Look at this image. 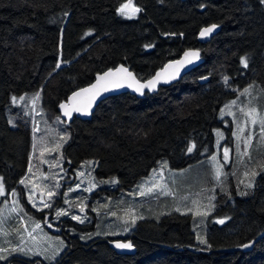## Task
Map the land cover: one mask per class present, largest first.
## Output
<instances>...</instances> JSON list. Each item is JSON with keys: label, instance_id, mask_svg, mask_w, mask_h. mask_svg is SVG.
Here are the masks:
<instances>
[{"label": "trees", "instance_id": "16d2710c", "mask_svg": "<svg viewBox=\"0 0 264 264\" xmlns=\"http://www.w3.org/2000/svg\"><path fill=\"white\" fill-rule=\"evenodd\" d=\"M128 2L0 0V175L5 197L21 193L31 153L30 120L16 119L15 128L8 125L11 96L39 93L42 110L58 114V106L97 74L122 65L146 81L184 51L198 49L202 63L173 84L141 98L128 93L108 97L89 120L73 118L67 127L65 170L94 160L98 177H114L118 190L130 191L161 162L181 170L209 157L213 131L223 127L218 118L222 105L251 83L264 88L261 0H131L140 8L131 18L119 11ZM210 25L217 32L199 44V31ZM214 206V214L227 219L209 226L207 246L195 243L189 215L166 213L137 221L128 236L117 238L131 242L132 255L110 248L109 241L117 239L82 242L79 237L91 232L93 223L60 218L48 230L67 245L55 264H264V237L249 251H230L264 231V168L246 193L230 185L217 189ZM43 212L34 213L43 219ZM37 261L44 264L20 257L0 264Z\"/></svg>", "mask_w": 264, "mask_h": 264}, {"label": "rangeland", "instance_id": "374dc122", "mask_svg": "<svg viewBox=\"0 0 264 264\" xmlns=\"http://www.w3.org/2000/svg\"><path fill=\"white\" fill-rule=\"evenodd\" d=\"M125 15L127 18H129V15L131 17L135 16L134 13L129 12ZM249 85H255L261 88L254 83ZM243 89H241L234 98L227 100L219 111L218 118L222 120L223 127L215 128L213 131L214 152L205 160L194 166L181 170H172L167 167V169L164 170L165 179H168L171 174L169 185L175 192L174 196L157 195L155 193L149 196L135 195L138 191L137 186L147 181L149 177L153 175V171L147 177L141 179L130 191L118 190L117 179L114 177H98L95 173L96 162L94 160H85L80 163L78 167L74 168L72 172H67L64 168L63 149L70 140V131L64 125L63 120H61L58 114H48L42 110L40 98L33 104L32 98L35 96L33 94L25 93L19 96H11L9 106L6 109V118L9 127H16V119H22L23 121L30 120L31 153L26 173L23 176V178L26 176L28 177L26 181L28 187L26 188L25 185L20 184L21 193L16 192L17 195L14 198L11 194L8 195V197H5V195L0 196V216L7 218L6 227L16 224L21 217L27 221L30 216L41 224L43 232L36 230V232L33 233L37 238V249L41 251V255L24 256L17 252L9 255L6 260H0V263H6L12 257H20L24 259H38L44 264H55L65 252L67 245L61 235L50 233L48 230L55 228L52 223L58 221L60 218L68 217L74 222L83 225L93 223L91 232L82 234L79 237L82 242H88L98 237L117 239V236H123V233L124 235L126 234L125 231H123L126 225L123 220L118 219V217H123L128 208H132L137 217H144L146 215V218H149L150 212L152 215L158 217L166 213L189 215L195 243L199 246H207L206 238L209 226L219 219H227L219 218L214 214L215 191L217 189L226 190L230 185L234 189H241V193H246L253 188V186L246 187L248 182L252 181V184H254V180L258 176V174L252 176V170L259 173L264 168V143L261 145V150L257 151L256 142L254 140L251 159L248 157H241L237 151V140L234 135V133L237 132V123L239 122L242 127H245V132L242 134L244 136L248 135V131L251 130L252 126L244 125V117L238 110V107L234 106L231 109L234 115H228V109L225 108V105L231 103L234 99L244 102L249 99V97L239 95ZM253 96L258 97L253 100V103L256 104L261 109L262 114H264V95H259L254 88ZM13 97L17 98L15 102L12 100ZM20 97L24 99L21 100ZM57 117H59V120ZM34 128L37 129V131L34 132ZM228 130L230 138L227 136ZM218 132L221 133L222 136H218ZM224 148L229 149V161L227 163H224L223 160ZM240 148L241 150L243 149L242 143ZM213 155L217 157V164H214L211 159ZM88 162H91V166H89ZM30 165L32 168L31 172H29ZM82 165L84 167H81ZM217 166H222L220 177L222 183H218L217 180L214 179ZM159 167L160 164L157 169H159ZM80 172H83L84 175H79ZM245 173H249V175L246 176ZM0 178H2L1 175ZM93 178L96 182L95 187H91L89 183ZM113 180L116 182L113 183ZM228 181L229 183H227ZM241 181H243V183H241ZM161 182L163 183L164 181ZM57 184L59 187H55ZM77 185H79L78 188L76 187ZM70 188L74 190L69 191ZM50 189H54L57 195L49 197L48 191ZM85 189L90 190L85 191ZM30 193L33 194L36 207H33L32 203L29 202L28 197ZM14 199L18 201L17 204L13 203ZM41 200L51 203L52 207L45 208ZM193 201H197L198 203L193 204ZM81 205L84 206L83 211H81ZM13 208H16L15 212L12 211ZM20 208H23V212L19 211ZM28 208L33 210V212L28 211ZM177 208H179V211L176 210ZM61 210L68 214H62L57 217L56 212ZM113 211L117 213V216L111 215ZM34 212H43V219H38V216H36ZM73 215L85 218L84 222L81 223L79 220L72 219L71 217ZM91 215H94V218ZM51 216H53V219H50ZM142 219L138 218L137 220ZM45 221H47V223H45ZM49 223L52 227H48ZM27 226L29 231L34 227L31 223H28ZM104 226L107 227L106 230H102ZM130 226L131 225H128V228ZM23 227L24 225L20 224L21 230H23ZM69 233L70 235L75 234L73 230H69ZM45 234L50 239H45ZM25 237L27 239V233H25ZM4 239L3 233H0V243H2ZM6 239L12 242L11 244L3 245L9 248V250H11L14 244L18 243L15 231L11 227H9V235ZM201 240L204 242L202 243ZM59 241H63L62 247H58ZM28 242L29 244L32 243L31 240ZM44 249H47V251L45 252ZM54 250H58V255H56L54 259H48V257L52 256ZM3 254L4 253H0V255Z\"/></svg>", "mask_w": 264, "mask_h": 264}, {"label": "snow or ice", "instance_id": "6c2138e0", "mask_svg": "<svg viewBox=\"0 0 264 264\" xmlns=\"http://www.w3.org/2000/svg\"><path fill=\"white\" fill-rule=\"evenodd\" d=\"M262 3H264V0H261ZM126 9H131L132 13H136L140 11V8L138 7H134L131 3V0H129L128 3L123 4L121 6V8L119 9L121 14H126L125 10ZM129 18H131V16L129 15ZM216 25H212L211 27H207L205 28L203 31H201L200 35L201 36H206L208 34H210L214 29H215ZM193 56H198V53L195 52H189V53H185V57H193ZM177 63H183V61H178ZM241 63L244 65V67H248L247 61L246 59H242ZM57 68L60 67V64L58 63L56 65ZM116 72H122V73H127V76L130 77L132 79V82L136 85L135 89L136 91L140 92V94H143V89L145 88H149L154 89L155 85L159 82L161 74L157 73L156 76L147 81L146 83H140L139 81H136L134 77H132V74L130 72H128V70L126 68H119L116 69ZM114 75L113 72H107L104 74V76H101L98 78V83L97 84H93L90 88H84L81 89L78 92H75L73 94V97L71 98L72 103L71 105L69 104H61L60 108L63 109V114L65 116L71 117V114L73 111H77V112H85L86 113V109L88 107L91 106L92 100L95 98V95L98 94V86H99V81L100 80H104L105 77H109ZM109 83L111 82H106L104 84V90H108V86ZM116 86H123L122 82H116ZM129 87L132 86V84L128 85ZM254 88L257 90L259 95H264V88H258L255 85H249L248 87L244 88L242 92L239 93L240 96H244V97H249V99L244 102V101H240L238 99H234L231 101V103L225 105V108L228 109L227 114L228 115H234V113L231 111V109L235 106L238 107V110L240 111V113L243 115L244 117V125H251L252 128L251 130L248 131V135L244 136L242 135L245 132V127H242L241 124L238 122L237 123V132L234 133V135L236 136V140H237V151L239 152L241 157H248L249 159H251V152L253 150V141L255 140L256 142V150L260 151L261 150V145L262 143H264V114H262L261 109L253 103L254 99H257L258 97L253 96V91ZM93 90H97V91H93ZM85 93H90L91 96L87 99V103L86 104H78L76 103V98L81 97L83 94ZM39 93H37L33 98H32V103L35 104L37 100H39ZM16 97H13L12 100L13 102L16 101ZM21 100H23V97H20ZM57 119L59 120V117H57ZM258 128V131H257ZM33 131H37V129H33ZM218 136H222L221 133H217ZM241 143L243 144V149L241 150L240 145ZM35 147V145H34ZM195 148V144H192L190 147H188L186 149V151L188 153H191L193 151V149ZM212 161L214 164H217V157L215 155H213L211 157ZM223 160L224 163H227L229 161V149L228 148H224L223 150ZM243 162V161H242ZM89 166H91V162H88ZM81 167H84L83 165ZM168 165L167 162H161L160 163V167L159 169H153V175L151 177H149V179L147 181H145L143 184L138 185L137 189L138 191L135 193V195H139V196H149L152 195L153 193L157 194V195H175V192L173 190V188L170 187L169 185V180H171V174L169 175L168 179H165V174H164V170L167 169ZM221 170H222V166H217L216 167V171H215V177L214 179L217 180L218 183H222L220 177H221ZM32 171L31 165L29 167V172ZM258 173L255 170H252L251 175L255 176ZM79 175H84L83 172H80ZM90 175V173H89ZM245 175H249V173H245ZM3 178H0V196H4L5 195V186L2 182ZM28 180V177H24L20 180V184L25 185V187L27 188L28 185L26 184V181ZM161 181H164L163 183ZM113 183H115L116 181L113 180ZM91 187H95L96 186V182L93 178V180H91L90 182ZM174 183V181H173ZM241 183H243V181H241ZM252 181H249L248 184L246 185V187H252ZM47 187V186H46ZM55 187H59V185L57 184ZM77 188L79 187V185L76 186ZM74 189H69V191H72ZM90 189H85V191H88ZM12 197L14 198L17 193L15 191H13L11 193ZM48 195L49 197L55 196L57 195V193L55 192L54 189H50L48 191ZM66 195V193H65ZM29 202L32 203L33 207H36V202L33 200V194H29ZM14 204H17L18 201H16L15 199L13 200ZM41 203H43V206L45 208H49L52 207L51 203L48 202H44L43 200H41ZM67 203V201H66ZM198 203L197 201H193V204ZM84 206L81 205V211H83ZM39 210V209H38ZM95 211V209H93ZM177 211H179V208L176 209ZM13 212L16 211V208L12 209ZM19 211L23 212V208H20ZM67 215L68 213L61 210V211H57L56 212V216L59 217L60 215ZM112 216H117V213L115 211L111 212ZM74 220H79L81 223L84 222L85 218H81L79 216L73 215L71 217ZM140 218L142 219L143 216H139L137 217L133 211L132 208H128L125 211V214L123 217H118V219H122L124 224L126 225L123 229V231L127 232L129 230L128 225H135L136 220ZM223 220H219L218 223H223ZM28 223H31L34 225V227L32 228L31 231H29L28 229ZM45 223H47V221H45ZM20 224H23V230L20 229ZM7 218L0 216V233H3L4 236V240L2 243H0V253H4L3 255H0V260H6L8 258L9 255L13 254V253H20L24 256H39L41 255V251H39L37 249V244H36V236L33 235V233L36 232V230H40L41 232H43V229L41 227V224L37 221H35L32 217H28V220L25 221L23 217L20 218V220L11 226H7ZM9 227H11L16 234V239L18 241V243L14 244L11 247V250H9V248L4 247V244H11L12 242L7 240L6 237L9 235ZM48 227H52V225L49 223ZM25 233H27V239L25 237ZM112 234H116V233H112ZM45 239H50L46 236L45 234ZM83 238V237H82ZM29 240L32 241L31 244H29ZM201 242L203 243L204 241L201 240ZM63 246V241H59L58 242V247H62ZM118 248H131L132 245L128 244V243H116L115 245ZM242 247L244 248H248L251 247V244H244L242 245ZM44 251L46 252L47 249H44ZM58 255V250H54L52 256L48 257V259H54L55 256ZM37 264H39V262L37 261Z\"/></svg>", "mask_w": 264, "mask_h": 264}, {"label": "water", "instance_id": "95a60500", "mask_svg": "<svg viewBox=\"0 0 264 264\" xmlns=\"http://www.w3.org/2000/svg\"><path fill=\"white\" fill-rule=\"evenodd\" d=\"M180 1H184V0H180ZM127 12L132 13L131 9H126ZM207 26V27H211ZM202 28L198 35H197V42L199 44H205L207 43L210 38L215 35V33L217 32V27H215V29L208 35L206 36H201L200 33L201 31H203L205 28ZM189 52H195L198 53V56H193V57H185V53H189ZM178 61H183V63H177ZM202 58H201V54L200 51L198 49H189L184 51L181 56L178 59L172 60L167 62L161 69H159L158 71H156L149 79H147L146 81H139L136 76L133 74L132 71L129 70V68L119 65L116 68L113 69H109L101 74H97L94 77V80L91 84H89L88 86L84 87V88H90L93 84H97L98 83V78L101 76H104L105 73L107 72H113L114 75L109 76V77H105L104 80H100L99 81V86H98V94L95 95V98L92 100L91 106L88 107L86 109V113L85 112H77V111H73L71 114V117L65 116L63 114V109L60 108L61 104H69L71 105L72 100L71 98L73 97V94L75 92L80 91L81 89H78L76 91H74L66 100V102L61 103L58 108H57V113L60 116L61 120H63L64 125L66 127H68L70 125V123L72 122L73 118H77L79 120L82 121H86L89 120L96 108V106L103 100H105L108 97H112V96H116L119 94H123V93H128L132 96H135L136 98H141L145 93L147 94H153L155 92H157L159 87H163V86H167V85H171L173 84L175 81L181 79L184 75L188 74L189 72H191L193 69H195L197 66H199L202 63ZM119 68H126L128 70V72H130L132 74V77L135 78L136 81H139L140 83H146L147 81L153 79L157 73L161 74L160 80L159 82L155 85L154 89H149V88H145L143 89V94H140V92L134 90L136 85L132 82V79L130 77L127 76V73H122V72H116V69ZM122 82L123 86H116V82ZM206 79H201L200 83L205 82ZM106 82H111L109 83L108 86V90H104V84ZM132 84L131 87H129L128 85ZM94 92L97 90H93ZM91 96L90 93H85L83 94L81 97L76 98V103L78 104H86L87 103V99ZM219 225H221L222 223H218ZM264 237V231L261 232L259 235H257L251 242L247 243V244H251V247L248 248H244L241 246L239 247H235L230 249V251H249L251 250V248L253 247L254 244H256L261 238ZM116 243H128L131 244V242L129 240H111L109 241V246L111 249H113L116 253L120 254V255H132L134 254L135 250L134 247L132 246L131 248H118L116 247Z\"/></svg>", "mask_w": 264, "mask_h": 264}, {"label": "crops", "instance_id": "0c3cea01", "mask_svg": "<svg viewBox=\"0 0 264 264\" xmlns=\"http://www.w3.org/2000/svg\"><path fill=\"white\" fill-rule=\"evenodd\" d=\"M96 211V210H95ZM149 218H152V219H156V218H158V216H156V215H152L151 214V212H150V214H149V216H148ZM144 218H146V215L143 217V219ZM137 221H139V220H137ZM136 221V222H137ZM136 224V223H135ZM134 226L135 225H131L130 227H129V230L127 231V232H125L126 234L124 235V233L122 234L123 236H117V238L118 237H121V238H124V237H126V236H128L129 235V233L131 232V230L134 228ZM32 227V226H31ZM107 229V227L106 226H104L103 228H102V230H106ZM31 231V230H30ZM118 235H121V234H118Z\"/></svg>", "mask_w": 264, "mask_h": 264}]
</instances>
